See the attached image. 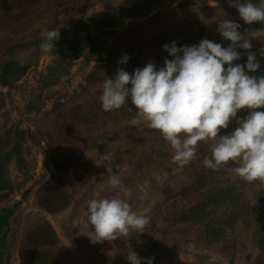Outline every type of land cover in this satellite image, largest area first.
Returning a JSON list of instances; mask_svg holds the SVG:
<instances>
[{
  "label": "rangeland",
  "instance_id": "1",
  "mask_svg": "<svg viewBox=\"0 0 264 264\" xmlns=\"http://www.w3.org/2000/svg\"><path fill=\"white\" fill-rule=\"evenodd\" d=\"M224 19L241 25L264 76V23H244L227 0H0V249L9 264H129L131 251L154 264H264V182L242 180L232 163L205 168L208 140L180 166L130 101L105 112L99 100L117 68L163 67L166 44L229 46L217 33ZM51 29L60 30L54 61L40 50ZM238 51L234 63L244 64ZM112 176L130 195L111 189ZM113 197L149 223L93 244L88 203Z\"/></svg>",
  "mask_w": 264,
  "mask_h": 264
},
{
  "label": "clouds",
  "instance_id": "2",
  "mask_svg": "<svg viewBox=\"0 0 264 264\" xmlns=\"http://www.w3.org/2000/svg\"><path fill=\"white\" fill-rule=\"evenodd\" d=\"M227 3L244 23H264V0L259 5L251 0ZM240 28L239 23L227 19L218 24L217 33L230 42L227 47L207 38L182 47L174 41L163 46L171 59L159 69L153 63L132 74L117 68L113 77L103 81L99 97L102 110H118L130 101L136 116L158 131L173 150L174 163H189L198 143L208 140L210 155L203 159L205 168L215 171L232 163L235 167L228 170L242 180L264 182V111L257 110L264 109V76L255 75L260 62ZM40 37L41 53L54 61L60 30H44ZM239 49L247 52L244 64L234 63L242 59ZM260 56L264 58V49ZM129 59L125 54L119 64L126 65ZM242 109L249 111L237 120L239 126L221 135ZM108 183L111 189L130 195L116 176ZM86 215L91 226L86 236L93 244L114 241L130 230L144 233L149 223L147 216L138 215L129 203L116 197L89 201ZM154 259L139 258L134 251L127 254L129 264H154Z\"/></svg>",
  "mask_w": 264,
  "mask_h": 264
},
{
  "label": "crops",
  "instance_id": "3",
  "mask_svg": "<svg viewBox=\"0 0 264 264\" xmlns=\"http://www.w3.org/2000/svg\"><path fill=\"white\" fill-rule=\"evenodd\" d=\"M0 264H9V255L4 250L3 244L0 249Z\"/></svg>",
  "mask_w": 264,
  "mask_h": 264
}]
</instances>
